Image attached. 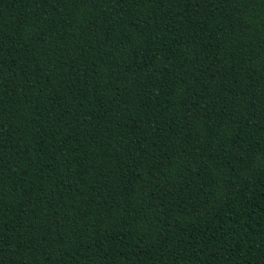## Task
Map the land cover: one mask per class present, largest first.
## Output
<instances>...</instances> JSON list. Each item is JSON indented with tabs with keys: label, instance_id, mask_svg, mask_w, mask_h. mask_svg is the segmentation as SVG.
<instances>
[{
	"label": "trees",
	"instance_id": "trees-1",
	"mask_svg": "<svg viewBox=\"0 0 264 264\" xmlns=\"http://www.w3.org/2000/svg\"><path fill=\"white\" fill-rule=\"evenodd\" d=\"M0 264H264V0H0Z\"/></svg>",
	"mask_w": 264,
	"mask_h": 264
}]
</instances>
